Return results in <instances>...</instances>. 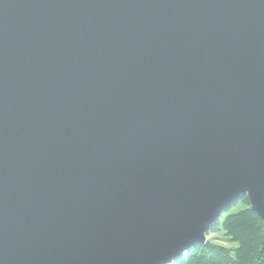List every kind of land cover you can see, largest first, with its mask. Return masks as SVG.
I'll use <instances>...</instances> for the list:
<instances>
[{
  "label": "water",
  "instance_id": "water-1",
  "mask_svg": "<svg viewBox=\"0 0 264 264\" xmlns=\"http://www.w3.org/2000/svg\"><path fill=\"white\" fill-rule=\"evenodd\" d=\"M244 195L264 0H0V264H173Z\"/></svg>",
  "mask_w": 264,
  "mask_h": 264
},
{
  "label": "trees",
  "instance_id": "trees-1",
  "mask_svg": "<svg viewBox=\"0 0 264 264\" xmlns=\"http://www.w3.org/2000/svg\"><path fill=\"white\" fill-rule=\"evenodd\" d=\"M224 228L237 248L227 249L211 241L199 243L186 256L176 258L175 264H264V225L251 206L230 215Z\"/></svg>",
  "mask_w": 264,
  "mask_h": 264
},
{
  "label": "rangeland",
  "instance_id": "rangeland-1",
  "mask_svg": "<svg viewBox=\"0 0 264 264\" xmlns=\"http://www.w3.org/2000/svg\"><path fill=\"white\" fill-rule=\"evenodd\" d=\"M245 195L234 201L233 204L225 208L220 218L211 226V229L207 232V241H211L215 244H219L227 249L234 250L238 247V244L228 235V231L224 228L226 219L233 214L241 212L250 207V201L245 199ZM187 254V253H186ZM186 254L182 256H186ZM175 264V261L173 262Z\"/></svg>",
  "mask_w": 264,
  "mask_h": 264
}]
</instances>
